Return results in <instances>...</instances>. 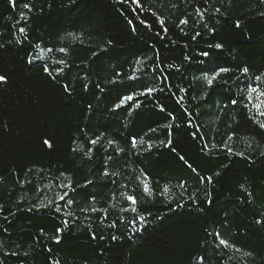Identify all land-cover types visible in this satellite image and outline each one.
I'll list each match as a JSON object with an SVG mask.
<instances>
[{"label": "trees", "instance_id": "trees-1", "mask_svg": "<svg viewBox=\"0 0 264 264\" xmlns=\"http://www.w3.org/2000/svg\"><path fill=\"white\" fill-rule=\"evenodd\" d=\"M0 76V264H264V0H0Z\"/></svg>", "mask_w": 264, "mask_h": 264}, {"label": "snow or ice", "instance_id": "snow-or-ice-1", "mask_svg": "<svg viewBox=\"0 0 264 264\" xmlns=\"http://www.w3.org/2000/svg\"><path fill=\"white\" fill-rule=\"evenodd\" d=\"M13 3H14V0H13ZM24 7H25V8H28L29 5L25 4ZM20 31L23 32L24 29L21 28ZM216 47H221V46H220V45H217ZM61 51H63V49H61ZM204 55H207V53H204ZM227 70H228V69H221L220 71H222V72H226ZM244 71L247 72V69L245 68ZM4 80H5V77L0 76V81H4ZM148 91L151 92L152 89H149ZM252 92H257V89H256V88H252V89H250V91H249V97H248V98H249V101L252 100V96H251V93H252ZM126 99H132V97H127ZM233 103H235V101H233ZM253 107H255L257 110L260 109V105H259V104H254ZM260 114H261V115H264V112H261ZM45 143L48 144V141H45ZM165 191H167V188H165ZM61 199H64V197L62 196ZM129 199L132 200L133 203H135L134 198L129 197ZM133 210H135V209H133ZM140 219L143 220L144 218L141 217ZM57 231L59 232V231H61V229H57ZM221 243H224V241L221 240Z\"/></svg>", "mask_w": 264, "mask_h": 264}]
</instances>
